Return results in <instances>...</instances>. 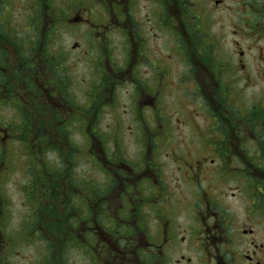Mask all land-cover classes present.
<instances>
[{
  "label": "flooded vegetation",
  "instance_id": "1",
  "mask_svg": "<svg viewBox=\"0 0 264 264\" xmlns=\"http://www.w3.org/2000/svg\"><path fill=\"white\" fill-rule=\"evenodd\" d=\"M27 241L264 264V0H0V264Z\"/></svg>",
  "mask_w": 264,
  "mask_h": 264
},
{
  "label": "rangeland",
  "instance_id": "2",
  "mask_svg": "<svg viewBox=\"0 0 264 264\" xmlns=\"http://www.w3.org/2000/svg\"><path fill=\"white\" fill-rule=\"evenodd\" d=\"M12 176L13 177L17 176V178L15 180H11L9 182L8 190H9L10 195L12 196V200L15 203H19V200H18L19 193H16V189L18 188V184L16 183V181H18L20 183V181H19L20 179H19L17 173H13ZM13 221L17 222V212L14 213V215H13L12 222ZM33 243L27 241L25 243V248L21 249L22 253L24 254V257L26 258V264H37V262H38V250L35 247V245H33ZM74 260H75L76 264H79V263L81 264V262L78 258L75 257Z\"/></svg>",
  "mask_w": 264,
  "mask_h": 264
},
{
  "label": "trees",
  "instance_id": "3",
  "mask_svg": "<svg viewBox=\"0 0 264 264\" xmlns=\"http://www.w3.org/2000/svg\"><path fill=\"white\" fill-rule=\"evenodd\" d=\"M55 255H53L52 257H54Z\"/></svg>",
  "mask_w": 264,
  "mask_h": 264
}]
</instances>
